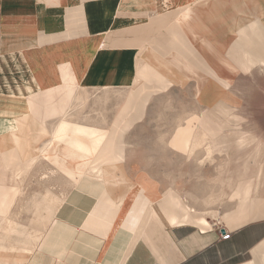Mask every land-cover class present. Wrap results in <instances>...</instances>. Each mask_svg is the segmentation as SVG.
Masks as SVG:
<instances>
[{"label": "crops", "instance_id": "obj_1", "mask_svg": "<svg viewBox=\"0 0 264 264\" xmlns=\"http://www.w3.org/2000/svg\"><path fill=\"white\" fill-rule=\"evenodd\" d=\"M255 68H264V0H0V255L30 254L63 202L50 189L32 195L30 228L10 214L29 169L46 160L104 192L87 180L68 196L41 241L43 264H264V198L250 178L225 218L209 214L157 196L152 178L135 184L123 137L157 85L227 86ZM139 77L112 129L71 118L78 89L129 88ZM199 122L179 124L170 144L191 155L210 138ZM137 184L152 196L133 193Z\"/></svg>", "mask_w": 264, "mask_h": 264}, {"label": "rangeland", "instance_id": "obj_2", "mask_svg": "<svg viewBox=\"0 0 264 264\" xmlns=\"http://www.w3.org/2000/svg\"><path fill=\"white\" fill-rule=\"evenodd\" d=\"M254 72L259 75L254 77ZM228 78L227 86L213 79L212 85L210 80L185 86L157 85V90L141 106V117L123 134L125 169L135 184L140 178H152L158 183L157 196L166 192L178 194L197 210L208 213L214 210L222 217L236 206L237 199L232 195L241 179L244 182L250 178L252 194L264 198V68ZM136 81L129 88L78 89L74 96L81 98L73 101L71 118L112 129L130 88L140 87L145 79L139 77ZM210 86L213 91H201L209 90ZM194 114L200 117L199 123L206 127L210 138L188 155L176 150L170 140L179 124ZM57 120V117L49 118L48 125L51 127ZM87 180L103 194L104 184L98 179L86 177L73 184L48 161L40 160L29 169L20 185L22 192L11 206L10 214L30 228L35 213L26 204L32 195L50 189L64 202ZM136 186L133 193L140 190L152 196L144 187ZM53 218L30 254L28 250L15 255L1 254L0 261L43 264L38 257L39 247ZM41 232L38 230L39 236Z\"/></svg>", "mask_w": 264, "mask_h": 264}, {"label": "bare ground", "instance_id": "obj_3", "mask_svg": "<svg viewBox=\"0 0 264 264\" xmlns=\"http://www.w3.org/2000/svg\"><path fill=\"white\" fill-rule=\"evenodd\" d=\"M39 129H40V128H39ZM58 132H59V131H58ZM85 135H86V134H85ZM62 136H63V135H62ZM74 136H76V135H74ZM72 138H74V137H72ZM89 138H91V137H89ZM89 138H88V139H89ZM75 140H76V139H75ZM84 141H85V140H84ZM93 141H94V140H93ZM97 141H98V140H97ZM30 143H31V142H30ZM30 143H29V144H30ZM69 143H70V142H69ZM29 144H28V145H29ZM69 145H70V144H69ZM72 147H73V146H72ZM83 148H84V147H83ZM25 151H26V150H25ZM24 161H25V160H24ZM83 178H84V177H83ZM53 204H54V203H53ZM3 222H4V221H3ZM43 225H44V224H43ZM44 227H45V226H44ZM41 231H42V230H41ZM28 244H29V243H28ZM0 248H1V247H0ZM22 250L25 251V249H22ZM22 250H21V251H22ZM23 260H24V259H23ZM11 261H12V260H10V262H11ZM20 261H22V260H20ZM0 263H8V262H5V261L1 262V261H0Z\"/></svg>", "mask_w": 264, "mask_h": 264}, {"label": "built area", "instance_id": "obj_4", "mask_svg": "<svg viewBox=\"0 0 264 264\" xmlns=\"http://www.w3.org/2000/svg\"><path fill=\"white\" fill-rule=\"evenodd\" d=\"M230 233H224L223 235H222V238H224V239H227V238H229L230 237Z\"/></svg>", "mask_w": 264, "mask_h": 264}]
</instances>
